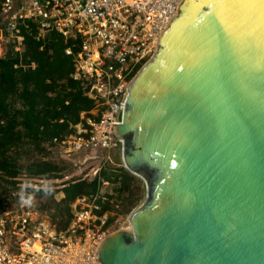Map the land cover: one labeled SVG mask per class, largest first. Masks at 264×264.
Masks as SVG:
<instances>
[{
  "label": "water",
  "instance_id": "water-1",
  "mask_svg": "<svg viewBox=\"0 0 264 264\" xmlns=\"http://www.w3.org/2000/svg\"><path fill=\"white\" fill-rule=\"evenodd\" d=\"M115 132L144 198L101 264H264V0H182Z\"/></svg>",
  "mask_w": 264,
  "mask_h": 264
},
{
  "label": "built area",
  "instance_id": "built-area-1",
  "mask_svg": "<svg viewBox=\"0 0 264 264\" xmlns=\"http://www.w3.org/2000/svg\"><path fill=\"white\" fill-rule=\"evenodd\" d=\"M181 1L0 0V33L17 41L16 48L22 46L18 26L25 21L37 23V37L51 30L74 40L80 37L77 50L69 45L65 53L73 57L76 70L90 78L91 91L101 99L81 113L75 132L63 141L66 152L85 163L78 170L83 178L119 166L118 157L122 161L117 113L130 80L155 52ZM97 198L77 197L64 228L34 205H8L0 213V264H101L95 250L110 228L108 211H101Z\"/></svg>",
  "mask_w": 264,
  "mask_h": 264
},
{
  "label": "trees",
  "instance_id": "trees-1",
  "mask_svg": "<svg viewBox=\"0 0 264 264\" xmlns=\"http://www.w3.org/2000/svg\"><path fill=\"white\" fill-rule=\"evenodd\" d=\"M18 27L22 46L3 43L0 53V213L20 205V186L28 180L33 205L59 228L69 223L70 204L77 197L97 194L114 230L139 202L142 181L123 166H106L94 178H83L78 170L85 163L66 152L63 141L75 132L81 113L101 100L91 91L90 78L65 53L69 45L77 50L80 37L54 30L37 37L32 21ZM46 180L54 187L47 196L40 191Z\"/></svg>",
  "mask_w": 264,
  "mask_h": 264
},
{
  "label": "clouds",
  "instance_id": "clouds-1",
  "mask_svg": "<svg viewBox=\"0 0 264 264\" xmlns=\"http://www.w3.org/2000/svg\"><path fill=\"white\" fill-rule=\"evenodd\" d=\"M20 191V204L23 206L31 207L34 204V195L31 191H29L32 188L31 183L28 180H25L21 186ZM40 191L43 192L44 195H51L54 192V187L50 181H45L40 186Z\"/></svg>",
  "mask_w": 264,
  "mask_h": 264
},
{
  "label": "rangeland",
  "instance_id": "rangeland-1",
  "mask_svg": "<svg viewBox=\"0 0 264 264\" xmlns=\"http://www.w3.org/2000/svg\"><path fill=\"white\" fill-rule=\"evenodd\" d=\"M12 39H8L7 38V36L5 37L4 35H1V33H0V53H1V48H2V44L4 43L5 44V46H7L8 45V43H11L12 41H11ZM141 65V63H139V64H137L136 66L137 67H139ZM100 153H103V151H100ZM117 161V163H119V166H115V167H120V166H122V161H121V159H119V157H118V159L116 160ZM142 181V180H141ZM141 185H142V188H143V182L141 183ZM143 198H144V188H143V191H142V196H141V198H140V200H139V202L137 203V205L143 200ZM136 205V206H137ZM15 206V205H14ZM135 206V207H136ZM134 208V207H133ZM132 208V209H133ZM131 209V210H132ZM130 210V211H131ZM130 211L129 212H126L125 213V215H122V219H121V221L118 223V228H120L121 226H123V224L125 223V221H126V219H127V216H128V214L130 213ZM118 228H116V229H118ZM115 230V229H114ZM111 231H113V230H111ZM110 231V232H111Z\"/></svg>",
  "mask_w": 264,
  "mask_h": 264
},
{
  "label": "bare ground",
  "instance_id": "bare-ground-1",
  "mask_svg": "<svg viewBox=\"0 0 264 264\" xmlns=\"http://www.w3.org/2000/svg\"><path fill=\"white\" fill-rule=\"evenodd\" d=\"M124 225V224H123ZM123 227V226H122Z\"/></svg>",
  "mask_w": 264,
  "mask_h": 264
}]
</instances>
